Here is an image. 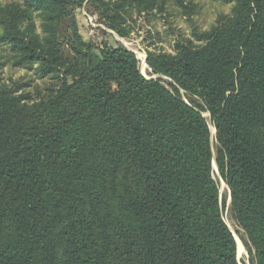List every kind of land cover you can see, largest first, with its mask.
Returning <instances> with one entry per match:
<instances>
[{"label": "trees", "instance_id": "1", "mask_svg": "<svg viewBox=\"0 0 264 264\" xmlns=\"http://www.w3.org/2000/svg\"><path fill=\"white\" fill-rule=\"evenodd\" d=\"M22 1L0 7L1 42L72 77L34 104L0 87V264H239L203 112L249 263L264 264V0H236L202 47L149 53L165 80L123 48L69 65L70 1Z\"/></svg>", "mask_w": 264, "mask_h": 264}, {"label": "rangeland", "instance_id": "2", "mask_svg": "<svg viewBox=\"0 0 264 264\" xmlns=\"http://www.w3.org/2000/svg\"><path fill=\"white\" fill-rule=\"evenodd\" d=\"M68 1V14L60 19L56 39L71 60L69 65H95L101 59V51L123 48L136 55L139 70L148 80L167 79L153 72L149 53L174 56L180 45L202 47L205 35L232 17L236 6V0H85L81 5L76 4L80 0ZM13 4L24 7L22 0H0V7ZM34 17L36 32L41 38L47 36L42 32L41 19L37 14ZM2 32L0 27V36ZM78 36L88 45H82ZM26 62L19 61L0 38V87L29 104L48 100L66 77H72L71 70L60 68L45 74L39 62ZM182 96L192 106L201 104L196 97L184 92ZM202 114L210 125L213 172L220 187L224 220L237 241L239 264H250L241 229L231 212V191L218 169L216 128L210 114ZM211 127L215 129L214 136Z\"/></svg>", "mask_w": 264, "mask_h": 264}, {"label": "bare ground", "instance_id": "3", "mask_svg": "<svg viewBox=\"0 0 264 264\" xmlns=\"http://www.w3.org/2000/svg\"><path fill=\"white\" fill-rule=\"evenodd\" d=\"M211 129H212V133H213V136H214L215 129L213 127H211Z\"/></svg>", "mask_w": 264, "mask_h": 264}]
</instances>
